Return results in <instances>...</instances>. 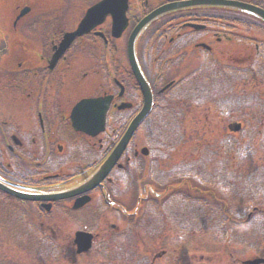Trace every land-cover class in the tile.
I'll list each match as a JSON object with an SVG mask.
<instances>
[{
	"label": "rangeland",
	"instance_id": "rangeland-1",
	"mask_svg": "<svg viewBox=\"0 0 264 264\" xmlns=\"http://www.w3.org/2000/svg\"><path fill=\"white\" fill-rule=\"evenodd\" d=\"M21 1L0 0V34L12 33L10 19L14 5ZM96 1L92 0L86 6L83 1L74 4L59 27H71L79 21L87 6ZM157 1L161 0H152L153 3ZM218 16L228 20L223 14ZM17 27L19 29V25ZM253 29V40L259 42L258 38H264V32L256 27ZM186 30L181 25H177L174 31L170 27L162 29L159 25H151L145 30L143 38L146 40L155 31H166L172 37ZM241 30L247 37L249 29ZM19 33L23 39L27 38L25 25L20 27ZM187 38L184 36L185 40ZM6 39L20 53L21 44L25 41H20L14 35ZM168 40L163 36L161 38V34L156 38L155 56L160 44L165 46V50L170 45H179L180 48L185 45L180 39L171 44L167 43ZM216 42L222 41L217 39ZM3 44L0 43L1 46ZM200 44L211 46L217 60L231 66L237 73L233 88L212 94L217 90L218 79L216 68H209L197 75L196 80H191L193 84L188 82L184 87L185 92L182 89L175 91L177 98L174 103L164 101L163 113L159 112L147 123L144 131L137 133L135 144L139 142L140 146L149 149L147 159H141L138 163V166L145 163L149 167L145 184L155 188L152 179L162 184L174 178L182 181L186 178L189 186L184 182L181 187L205 189L209 195L213 194L208 198L213 203L172 193L167 203L159 207L158 215L151 211L154 206L150 204L145 209L150 212L144 211L143 217L133 226L128 222L123 223L119 215L110 213L106 208V216L99 219L103 206L95 198L93 204L88 203L91 206L82 211L71 212L68 206H63L65 208L53 207L49 213L42 214L32 204L0 199V264H241L237 260L256 255L264 257V61L256 64L254 43L242 55L233 51L228 44H223L224 48L220 49L221 45L199 38L194 39L190 46L187 41V52L180 54V59H169L170 52H165L164 57L158 56L166 61L165 67L172 66L165 73L172 74L171 79L179 75L178 82L182 81L185 73L188 72L190 76L204 59ZM193 51L197 56L191 54ZM252 54L255 60L250 63ZM96 66L80 53L75 67L91 71ZM8 68L10 70L4 72L1 70L5 69L0 66V81L16 71L14 66ZM11 70L14 72L11 73ZM225 78H231L229 70L225 72ZM169 79L161 82V87ZM103 84V77L92 73L85 83L62 84L56 103L67 108L75 97L93 95L95 87ZM190 91H194L191 99L184 95L190 94ZM4 92H9L7 87ZM0 102L3 106L8 105L6 99L2 98ZM175 104H181L184 109L177 111ZM181 112L185 114L178 121ZM0 114L5 118L4 114L8 113ZM15 120L21 121L22 118ZM234 121L242 124L237 132L228 129V125ZM51 122H54V115ZM57 126L59 132L70 134L63 118ZM96 149H99L97 145ZM70 152L76 156L72 145ZM121 178L125 183L121 181L119 192L112 190L111 195L124 206L133 204L130 209L134 210L137 200L133 196L137 187L132 174L124 173ZM192 178L202 181L204 187L198 186V181ZM218 200L220 205L221 200L225 202L222 206L225 213L218 208ZM221 212L230 216L229 223ZM111 223L116 224L117 230L110 226ZM78 229L97 234L93 247L81 255L75 253L72 242ZM161 252L164 253L159 254ZM60 253L63 254L61 257Z\"/></svg>",
	"mask_w": 264,
	"mask_h": 264
},
{
	"label": "flooded vegetation",
	"instance_id": "flooded-vegetation-1",
	"mask_svg": "<svg viewBox=\"0 0 264 264\" xmlns=\"http://www.w3.org/2000/svg\"><path fill=\"white\" fill-rule=\"evenodd\" d=\"M79 1L24 0L22 7L17 6L16 9L19 13L21 8L27 7V12L18 19L16 15L12 21V27L16 30L18 25H25L28 32L25 39L27 43L21 44L20 53L15 50L14 45H9L8 48L4 45L0 46L1 68L5 69L1 71L6 72L10 65L16 69L15 72L11 70V73H14L0 81V86H2L0 99L8 100L7 106H3L0 102V112L8 113L4 114L6 119L0 114V177L37 193L60 192L86 178L110 153L120 132L126 128L143 103L141 91L134 82L128 67L125 52L123 55L125 62L122 59L109 60L106 58V54L101 65L103 69L97 70V73L104 78L105 83L98 86L93 95L75 97L67 108L56 103L62 84L79 85L85 83L90 77L89 70L81 73V69L75 67L80 53L84 54L88 61L95 63L96 43L91 44L89 39L95 42V38H99L107 53L117 49V45L110 35V18L107 17L103 24L96 27L97 30L102 31L104 35L102 38L97 37L94 30L77 37L55 62H52L55 48L64 32L74 28L73 26L59 27V25L67 19L72 6ZM130 1L133 0H128L129 9L132 7V5L130 7ZM245 1L264 8V0ZM155 6L150 5L149 2L143 4L137 2L136 5H133V11H130L129 19L138 18L139 15L142 16ZM37 23H40L39 30L33 33L32 30H35ZM44 26H48V28H44ZM48 29L51 32H47ZM48 36L51 38L47 39ZM105 39L106 42H103ZM122 41L124 42V39ZM81 45L82 48H80ZM120 46L124 47L123 44ZM141 59H145L144 53L141 54ZM6 63H8L7 66ZM145 69L150 75L153 74L151 65H147ZM109 78H112V81H108ZM5 84L7 86H4ZM6 87L9 92H4ZM105 94L111 96V109L116 110L113 114V131L116 133L109 137L103 132L92 136L74 130L71 126V115L77 101L85 96ZM89 112L90 117L94 115L93 111ZM53 115L54 122H51ZM15 118H22V120L17 121ZM61 118L69 127L70 134L58 131L60 129L57 124ZM107 119L108 115L106 123ZM145 121L146 119L141 122L136 133L143 130ZM135 142L136 135L129 142L127 149L109 176L95 188L73 198L47 202L49 203L48 208L39 201L32 202L33 206L39 213L45 211V213H49L53 207L57 206L71 208L76 199H81L86 195L90 197L89 203L96 197L103 198L105 193L111 198L112 190L117 192L116 188L119 187L121 181L124 182L121 178L124 173L132 174L134 184L138 188L143 170L142 163L138 166V161L145 156L143 147L139 142H137L138 144ZM71 145L76 156L70 152ZM141 186H143V182Z\"/></svg>",
	"mask_w": 264,
	"mask_h": 264
},
{
	"label": "water",
	"instance_id": "water-1",
	"mask_svg": "<svg viewBox=\"0 0 264 264\" xmlns=\"http://www.w3.org/2000/svg\"><path fill=\"white\" fill-rule=\"evenodd\" d=\"M222 5L229 6L241 9L245 12L252 13L262 20H264V10L257 8L248 3L236 1V0H186V1H177L172 3H167L163 6L158 7L153 10L151 13L146 15L133 29L131 32L129 42H128V57L131 63V67L133 72L138 79L140 87L142 89L144 95V105L141 111L133 118L126 131L124 132L121 139L118 141L117 145L111 152V154L103 161L102 164L92 173V175L82 184L71 188L69 190L53 193V194H36L29 192H22L16 189H13L2 182H0V189L14 195L18 198L28 199V200H55L59 198H66L73 195H76L82 191H86L90 188H93L96 184H98L109 172L114 163L116 162L118 156L126 146L128 140L132 136L134 130L136 129L139 122L147 115L151 108L152 104V95L149 89V86L145 79L143 78L141 71L138 68L137 62L134 56L133 44L137 34L140 30L152 19L156 18L160 14L186 6H194V5ZM125 9L126 4L125 0H102L96 5L89 8L86 12L85 17L80 22L76 31L72 33H67L65 35V39L62 41L60 45V50L62 51L68 43L73 39L74 36L81 34L90 30L97 22H100L102 17H104L107 13H111L112 15V25L113 30L112 34L118 36V34L122 31V29L127 24V19L125 17ZM25 10L22 11V13ZM109 97L104 98H95V99H84L76 104L72 117L73 123L76 128L83 129L92 134L98 132L103 128L105 112L109 104ZM94 112L93 116L90 115V111ZM235 129L239 127L238 124H235ZM82 200V199H81ZM86 199H83L81 202L76 200L74 203V208L81 205L82 202H85ZM92 236L89 233L83 231H77L75 234V243L77 245V251L81 252L86 250L91 245ZM261 259H254L247 261L248 264H257Z\"/></svg>",
	"mask_w": 264,
	"mask_h": 264
}]
</instances>
